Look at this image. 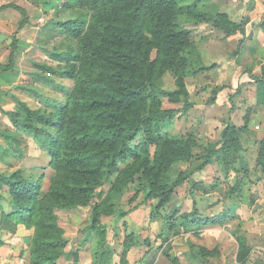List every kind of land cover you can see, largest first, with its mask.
Segmentation results:
<instances>
[{
  "label": "trees",
  "instance_id": "1",
  "mask_svg": "<svg viewBox=\"0 0 264 264\" xmlns=\"http://www.w3.org/2000/svg\"><path fill=\"white\" fill-rule=\"evenodd\" d=\"M35 1L44 5L52 2ZM8 6L20 12L21 20L12 35L9 60L0 63V78L15 67L19 32L29 21L27 10L20 5L9 3L0 10ZM61 7L83 10L74 18L56 21L60 30L78 40V47L67 52L50 49V56L58 63H34V81L54 86L57 81L53 75L73 79L67 98L57 101L32 85L19 84L16 89L42 104L34 107L8 91L5 94H10L14 106L7 110L0 104L1 113L10 121V127L0 124L5 152L21 156L22 142L27 144L30 137L50 156L54 169L49 187L44 190L43 173L35 178L31 169L0 168V245L6 243L5 233L16 232L22 224L33 230L30 264H59L70 238L59 223L57 210L89 205L104 182L117 174L111 191L93 203L88 227V236H99L94 246V264H112L103 217H123L127 211L112 201L111 192L121 193L134 184L145 202H153L152 214L157 215L171 201L177 187L186 182L191 183L192 191L205 194L218 189L219 179L206 183L194 176L213 158L224 160L227 172L247 169L231 164L239 158L236 150L248 114L242 126L233 121L227 124L202 161L194 167L178 169L180 163L192 164L195 142L189 136H173L171 127L181 109L165 107L163 100H179L177 95H187L185 79L211 67L190 39L192 23H212L231 38L245 34L248 19L232 20L212 0H63ZM260 26L264 31V20ZM242 44L240 39L234 53ZM168 71L176 76L178 89L164 87L162 78ZM260 78L264 84V63ZM225 87L213 91L210 103ZM186 105L184 102V108L190 107ZM258 162L264 170V136ZM120 163L124 164L122 169ZM242 181L238 177L227 196L240 194ZM226 210L203 217L197 205L180 214L176 207L164 215L165 228L174 229L177 224L173 218L198 226L222 223L229 215ZM238 242V258L245 262L251 246L246 236H240ZM137 245V235L130 233L123 243L121 264H130L128 254ZM169 257L173 264H180L176 257ZM78 261L79 250L75 249L74 262Z\"/></svg>",
  "mask_w": 264,
  "mask_h": 264
},
{
  "label": "rangeland",
  "instance_id": "2",
  "mask_svg": "<svg viewBox=\"0 0 264 264\" xmlns=\"http://www.w3.org/2000/svg\"><path fill=\"white\" fill-rule=\"evenodd\" d=\"M62 1L57 0L53 7L45 6L44 11L39 8L30 11L29 18L31 17L32 21L29 19L20 30L19 38L31 41L32 45L28 44L21 49L18 45L16 58V63L18 62L23 69H32L26 72L28 80L20 84L32 85L57 101L67 98L74 80L62 75H53L58 82L54 86L45 85L42 81L36 82L34 73L37 68L34 63L56 65L58 61L50 56V49L67 52L78 47V40L60 30L56 21L74 18L83 10L62 8ZM212 2L219 10L229 9L232 20L248 19L245 29L250 32L246 41V58L251 60L254 56L257 60L252 67L244 60L238 63L242 67L234 62L233 58L236 55L234 51L240 39L247 38L246 33L227 40L224 31L212 23H192L190 39L199 48L202 47L203 61L211 67L195 76L187 77L185 79L187 95H177L179 100L164 98V106L181 109L171 127L173 136H189L195 142L192 164L180 163L178 169L194 167L202 161L208 148L221 138V132L227 124L233 121L242 126L245 123L244 117L248 114L247 126L240 133L236 150L239 158L231 164V167L247 169L227 172L225 161L213 158L203 169L196 171L194 176L195 179H202L206 183L219 179L218 189L205 194L202 191H192L191 183L186 182L177 187L171 201L157 215L152 214L153 202H145L142 192H136L134 184L126 187L121 193L111 192L112 201L127 211L123 217L118 215L103 217L106 224V247L111 251L112 264H121L123 243L130 233H135L139 240V245L133 247L128 254L130 264H173L169 256L176 257L180 264H264V170L258 162L260 142L264 136V84L260 78L264 63V36H258L255 30L261 22L262 14L258 12L253 21L247 15L256 5L254 0ZM15 14L9 17L7 22L6 19H0V26L9 32L17 29L21 14L18 10ZM40 15H43L44 19H39ZM254 47L252 53L251 49ZM8 54L9 48H0V63L8 60ZM152 57H155V50ZM243 62L244 64H241ZM162 81L164 87L178 89L176 76L170 71L163 76ZM8 85L4 82L0 85V90L6 91L10 87ZM61 87H64V90H60ZM220 87L225 88L219 91L216 101L210 103L213 91ZM13 88L16 89V86L11 87L9 91ZM4 93L0 92V95H6L12 101L9 95ZM33 102L34 107L42 104L34 98ZM184 102L190 107L184 108ZM0 104L4 107L1 102ZM6 107L4 109L8 110L10 106ZM0 124L3 127H10L8 117L1 111ZM23 144V154L13 157L5 152V141L0 138V168L31 169L35 178H39L43 173V189L47 190L54 173L50 166V156L30 137H27V144L22 142ZM123 167L124 164L120 163L119 168ZM116 176L117 174H114L104 182L89 205L57 210L59 223L70 238L67 252L59 260V264H94V246L99 236L95 234L88 236L92 205L111 191ZM238 177H242L243 180L240 194L238 192L233 197L227 196V192ZM100 193H103L102 196ZM194 205H197L199 215L203 217L215 216L227 211L226 209L229 210V215L222 223L200 226L188 223L182 218H173L177 225L173 230L167 231L164 215L176 207L179 214L189 212L193 210ZM32 234L33 230L22 224L18 226L16 232L5 233L3 237L6 243L0 245V264H30ZM240 236H246L251 245L245 262L238 258ZM75 249L79 250L78 262H74Z\"/></svg>",
  "mask_w": 264,
  "mask_h": 264
},
{
  "label": "crops",
  "instance_id": "3",
  "mask_svg": "<svg viewBox=\"0 0 264 264\" xmlns=\"http://www.w3.org/2000/svg\"><path fill=\"white\" fill-rule=\"evenodd\" d=\"M232 1V0H231ZM238 1V0H237ZM240 1H244V2H246V1H248V0H240ZM254 1H256V5L254 6V8L252 9V10H249L248 11V13H247V15L248 16H250V18L252 19V21L256 18V15L258 14V12H261V14H262V17H260V20L261 21H263L264 20V0H254ZM55 2H57V0H52V2H51V4L52 3H54L53 5H44V4H42V3H40V2H37V1H35V0H0V7L1 6H3V5H6V4H9V3H14V4H17V5H20L21 7H24L26 10H27V12H28V16H29V14L31 13L30 11L33 9V8H39L40 10H42V11H44V10H46V8H45V6H47V7H53L54 5H55ZM225 5V4H224ZM223 6V5H222ZM15 11H16V9L15 8H13V7H10V6H8V7H5V8H3V9H1L0 10V19H6V22H7V19L9 18V17H13L14 15H16L15 14ZM220 11H224V12H227L228 14H231V12H230V10L229 9H227V8H224V9H222V10H220ZM31 15V14H30ZM231 16V15H230ZM31 21H32V19H31V17L29 18ZM39 19H44V16L42 15H40V17H39ZM5 22V23H6ZM250 22V21H249ZM249 22H248V24H249ZM261 23V22H260ZM260 23L258 24V28H255V30H256V34L258 35V36H264V31H263V29L261 28V26H260ZM9 24V23H8ZM247 25V24H246ZM33 27H37V26H33ZM27 30H29V29H27ZM16 31V29L13 31V32H9L5 27H1L0 26V48H5V49H8L9 48V54H10V43H11V40H12V35H13V33ZM25 31H23V33H24ZM27 32V31H26ZM29 32V31H28ZM249 32L250 31H247V29H246V35H247V38H242V40H244V42H243V44H242V47H240V50H239V53H237L235 56H234V62H236L237 64L238 63H240L241 61H243L244 60V62H246V63H249V64H247V65H251L250 67H252V65L256 62V60L254 59V56H252V59L251 60H248V58H246V48H247V44H246V41H247V39H248V35H249ZM259 38V37H258ZM11 39V40H10ZM230 38H228L227 40H229ZM29 44V46L30 45H32V43H31V41H25L24 39H22V38H19V42H18V45L20 46L19 48L21 49V47H26L27 45ZM202 47H200V49H201ZM255 50V47L254 48H252L251 49V52L253 53V51ZM9 54H8V56H9ZM7 56V57H8ZM258 56V55H257ZM256 56V57H257ZM250 57H251V55H250ZM255 57V58H256ZM239 59H240V61H239ZM254 59V60H253ZM8 60H9V58H8ZM8 60L7 61H3L2 62V64H4V63H7L8 62ZM230 62H232V61H230ZM244 62L243 63H241V64H244ZM48 64H50V63H48ZM208 65V64H207ZM239 65V67H242V65H240V64H238ZM29 70H32L31 68H29V69H27V68H22L19 64H18V62L15 64V67L12 69V70H9V71H6V72H3L2 74H1V78H0V85H3V83L5 82L6 84H9L8 86H10L6 91H2V90H0V92H1V94H2V92H9V93H16V94H18L19 96H21L23 99H25L26 101H28L29 102V104H34V102H33V98L34 97H32L30 94H28L27 92H21V90H19V89H11L10 91H9V89L11 88V87H15V86H17V85H19L20 84V82H24V81H26V80H28V76L26 75V72H28ZM246 74V73H245ZM247 75V74H246ZM9 79H12L10 82H8L9 81ZM8 82V83H7ZM4 93V94H5ZM9 95V97H10V94H8ZM0 102L4 105V107L5 108H7L6 107V105H8V106H10L9 107V109H11L13 106H14V103L12 102V101H10L8 98H7V96L6 95H0ZM8 109V110H9ZM19 139H21L22 140V138H19ZM249 243V242H248ZM249 245H250V243H249ZM251 246V245H250Z\"/></svg>",
  "mask_w": 264,
  "mask_h": 264
},
{
  "label": "built area",
  "instance_id": "4",
  "mask_svg": "<svg viewBox=\"0 0 264 264\" xmlns=\"http://www.w3.org/2000/svg\"><path fill=\"white\" fill-rule=\"evenodd\" d=\"M232 1H237V0H232Z\"/></svg>",
  "mask_w": 264,
  "mask_h": 264
}]
</instances>
